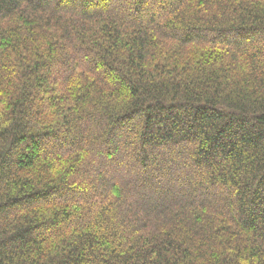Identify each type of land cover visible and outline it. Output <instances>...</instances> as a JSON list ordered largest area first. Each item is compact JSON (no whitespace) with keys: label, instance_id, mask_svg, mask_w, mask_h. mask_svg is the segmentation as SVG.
Instances as JSON below:
<instances>
[{"label":"trees","instance_id":"1","mask_svg":"<svg viewBox=\"0 0 264 264\" xmlns=\"http://www.w3.org/2000/svg\"><path fill=\"white\" fill-rule=\"evenodd\" d=\"M0 264H264V0H0Z\"/></svg>","mask_w":264,"mask_h":264}]
</instances>
